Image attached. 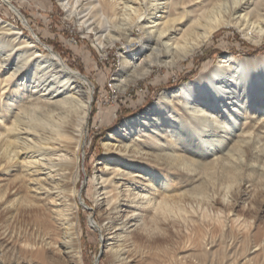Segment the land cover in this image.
<instances>
[{"label": "bare ground", "instance_id": "bare-ground-1", "mask_svg": "<svg viewBox=\"0 0 264 264\" xmlns=\"http://www.w3.org/2000/svg\"><path fill=\"white\" fill-rule=\"evenodd\" d=\"M4 1L28 27L20 9ZM58 1L67 16L75 15L90 29L100 46L121 35L134 46L120 52L113 78L119 93L148 77L155 67L172 68L187 60L220 28H234L255 44L264 36V0ZM119 19L125 27L116 23ZM135 27L141 36L134 33ZM33 34L25 35L11 23L0 26V43L10 47L0 48L7 52L0 59V98L5 92L6 100L18 103L14 113L7 105L0 108V207L47 205L57 229L58 251L72 264H84L79 211L88 203L77 183L93 83ZM242 63L222 55L205 74L164 91L150 108L125 119L104 142L102 165L92 177L93 201L103 214L97 221L93 214L97 208H92L88 224L107 231L110 264H129L134 242L160 231L163 224L193 221L187 214L193 216L198 207L216 209L219 217L225 212L215 204L233 213L247 201L245 210L264 213L259 207L264 200V169L254 179L249 174L264 167V160L254 161V149L260 141L264 144V57ZM35 91L41 94L30 98ZM242 113L247 121L233 140L231 132ZM125 131L132 133L131 140ZM231 141L224 154L222 146ZM210 153L216 157L206 160ZM9 180L17 184L13 192L7 191ZM226 180L233 184L224 185ZM187 181L198 184L185 192ZM23 188L31 199L21 194ZM12 193L15 197L8 199ZM260 214L254 217L258 220ZM205 217H199L201 224ZM243 223L248 230L254 218ZM209 243L208 249L195 254L204 264L223 252L211 250L218 244L209 241L206 246Z\"/></svg>", "mask_w": 264, "mask_h": 264}, {"label": "rangeland", "instance_id": "rangeland-1", "mask_svg": "<svg viewBox=\"0 0 264 264\" xmlns=\"http://www.w3.org/2000/svg\"><path fill=\"white\" fill-rule=\"evenodd\" d=\"M9 1L20 9L29 26H24L22 20L13 14L4 0H0V26L11 23L21 28L25 35L32 37H34V32L42 42L53 47L70 67L84 74L93 83L88 129L80 149V180L77 183L78 189L82 191L88 203L86 207L80 205L79 211L82 229L81 252L84 264H110L111 261L106 252L107 231L105 228L90 227L88 220L92 208H97L93 212L97 221L103 214V208L96 207L93 201L92 177L102 165L101 161L106 153L104 142L111 139L109 135L112 130L116 129L125 119L137 116L150 108L164 91L177 89L182 84L205 74L217 64L222 55L230 54L243 62V65L254 59L263 58L264 36L260 43L255 44L245 39L234 28H220L219 32L217 31L187 60L172 68L155 67L148 77L130 85L123 93H119L113 86V78L120 67V52L134 48V46H129L122 35L120 39L111 41L102 47L97 44L96 36L90 33V29L79 24L75 15H66L58 0ZM124 22L119 19L116 23L125 27L121 25ZM111 33L116 35L115 31ZM134 33L141 36L137 27ZM39 46L43 50L44 46L41 44ZM2 47L10 48L8 43H0V48ZM4 53L0 52V59ZM11 66L14 67L13 64ZM1 78L2 76L0 80ZM230 80L233 79L230 78ZM84 87L87 85L84 84ZM33 94L30 98L41 93L35 91ZM26 95L29 94L26 93ZM68 95L69 93L57 95L49 98V101L60 100ZM1 96L0 108L5 110L7 105L10 113L16 112L14 106L18 103L6 100L5 92ZM73 96L76 97V95ZM245 117L246 114L240 115L238 125L236 124V128L231 132L233 140L238 139L242 129L241 125L247 121ZM125 134L126 138L130 140L133 138L131 132L125 131ZM232 142L224 143L225 147L222 146L224 154L230 150ZM254 151L256 152L254 161L257 163L263 161V141H260ZM215 157L216 155L211 154L205 159ZM241 161L244 162L243 157ZM263 169L264 167L259 166L256 172L250 171L249 174L254 179L257 172L260 173ZM11 180L6 181V185L7 191L13 192L17 184ZM186 183L188 184L182 188L185 192L198 184L191 181ZM223 184L230 185L233 181L226 180ZM249 184L251 182L246 183V185ZM251 188L252 186L249 187ZM21 194L31 199L26 188L22 189ZM197 196L204 197L203 195ZM13 197H15L14 193L8 195V199H13ZM218 197H222V194ZM76 200L80 202L79 197H76ZM247 203L246 201L238 204L233 213H228L225 207L215 204L214 206L218 209L222 208L220 211L225 212L218 213L219 217L215 212L216 209L212 212L200 206L201 208L198 207L197 213L193 216L191 213L187 214V217L193 221L161 225L160 231L150 232L144 238L135 240L136 242L132 244L133 257L129 264H204L195 254L197 251L208 249L211 244L207 246L206 244L209 241L218 244L211 250L223 251L220 256L213 257L210 264H264V213L257 212L261 215L257 220L254 217L257 213L252 212L251 214L250 211L245 210ZM259 207L264 209V200L260 202ZM46 208L47 205L25 206L24 204L16 209L0 207V264H72L56 247L57 229L52 226L49 211ZM202 214L204 217L207 214V217L201 224L199 217ZM253 218L252 226L248 230L245 229L244 219L253 221ZM220 219L223 221H219ZM129 239L133 240L132 237ZM47 241H50V244H45Z\"/></svg>", "mask_w": 264, "mask_h": 264}]
</instances>
